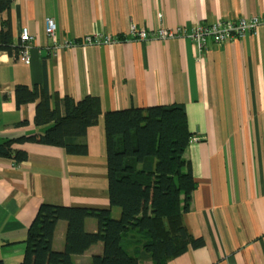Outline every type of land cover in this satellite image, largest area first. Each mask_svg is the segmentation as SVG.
<instances>
[{
	"label": "crops",
	"instance_id": "crops-1",
	"mask_svg": "<svg viewBox=\"0 0 264 264\" xmlns=\"http://www.w3.org/2000/svg\"><path fill=\"white\" fill-rule=\"evenodd\" d=\"M259 14L264 0H12L0 11V30L9 22L14 43L23 27L33 36L29 63L0 52V143L45 130L34 123L35 103L17 107L18 85L47 84L53 94L75 100L97 96L102 106L87 132V155L24 143L14 145L28 152L21 164L0 157V264L22 262L23 239L43 203L107 208L118 216L109 199L105 113L173 103L185 106L198 137L185 153L197 188L184 222L203 245L167 264H264V24L243 39L209 37L201 50L188 36L198 24ZM47 18L56 21L59 40L125 39L52 53ZM133 25L181 35L139 40L131 36ZM66 227L59 221L57 250L65 246ZM86 229L97 230L94 217ZM101 251L99 242L75 259L87 262Z\"/></svg>",
	"mask_w": 264,
	"mask_h": 264
},
{
	"label": "trees",
	"instance_id": "trees-1",
	"mask_svg": "<svg viewBox=\"0 0 264 264\" xmlns=\"http://www.w3.org/2000/svg\"><path fill=\"white\" fill-rule=\"evenodd\" d=\"M12 0H0V11ZM120 39H125L120 36ZM22 42H13L9 22L0 30V52L18 58ZM17 107L35 103L34 123L41 134L8 137L0 143V157L19 165L29 157L15 144L36 143L64 148L69 155H87V132L99 122L101 99L87 95L75 100L53 94L47 84L31 89L18 85ZM25 123V122H24ZM109 199L120 209L41 204L28 228L26 251L20 264H167L200 247L184 222L192 207L197 182L185 153L194 135L183 104L131 107L105 113ZM97 220V230L86 229V219ZM67 223L65 246L53 247L59 221ZM102 251L87 262H77L93 245Z\"/></svg>",
	"mask_w": 264,
	"mask_h": 264
},
{
	"label": "built area",
	"instance_id": "built-area-1",
	"mask_svg": "<svg viewBox=\"0 0 264 264\" xmlns=\"http://www.w3.org/2000/svg\"><path fill=\"white\" fill-rule=\"evenodd\" d=\"M264 24V14L252 16L251 18H240L238 20H220L211 25L198 24L193 28L192 32L188 35L192 38L198 48L201 50L206 46L207 39L211 37L215 42H225L227 40H233L235 38L243 39L249 32L257 33L260 25ZM57 24L53 18L46 19V33L52 40V53L60 48L70 47L74 45H87V44H101L110 43L120 38L115 39L110 36H100L98 34L86 35L81 39H64L59 40L56 35ZM181 35V30L172 29H159L156 32H151L141 27L138 28L135 25L131 28V36L139 40L151 39L152 37L159 39H166ZM33 36L30 34L28 27H23L20 35V41L22 42V49L19 54V58L26 63L30 62L31 42ZM194 140H198L195 136Z\"/></svg>",
	"mask_w": 264,
	"mask_h": 264
}]
</instances>
